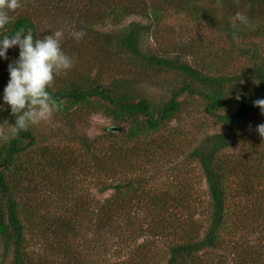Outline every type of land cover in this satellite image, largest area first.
Segmentation results:
<instances>
[{
	"label": "trees",
	"instance_id": "1",
	"mask_svg": "<svg viewBox=\"0 0 264 264\" xmlns=\"http://www.w3.org/2000/svg\"><path fill=\"white\" fill-rule=\"evenodd\" d=\"M197 1L162 0L148 6L141 0H134L130 5L125 4V0H21V6L14 12L25 11L10 13L12 20L0 29V39L20 30L31 31L34 39L42 38L48 33L39 28L36 14L60 6L70 7V17L76 23L74 31L84 34L108 21L119 25L132 15L141 16L150 24L133 23L118 36L112 33L102 36L95 30L87 35L95 34L103 41L115 39L116 47L113 48L109 41L105 53H114L113 49H117L118 55L131 54L130 58L140 65L135 74L120 69L105 79L91 76L89 72L83 76L67 72L55 77L48 89L62 104L57 112L65 119L68 131L73 133L71 140L81 147V161L85 166L100 168V174L108 176L111 184L101 193L110 189L114 193L98 204L102 214L95 216L89 211L92 207L89 201L75 202L71 207L65 204V215L40 213L36 207L42 202L32 208L29 206L39 199L40 189L32 184L22 191L21 182L30 181L35 175H40L45 182L56 175L57 178L65 176V161L61 156L68 152L55 156L48 148H43V154L54 157H45L44 166L34 170L32 166L36 164L27 153L38 152V139L45 138L36 126L14 135L15 118L10 106H6L4 125L11 129L0 132V242L3 245L0 264H161L158 252L163 253L165 264H213L212 256H216V264H224L229 250L234 264H264L262 246L244 250L232 245L239 230L246 235L249 230L254 234V226L249 223L251 217L257 222L262 217L260 226H264V196L256 180H251L257 170L264 171V150L257 159L249 144L250 135L259 141L256 129L264 124V113L254 106V101L264 99V0ZM237 12L247 13L251 25L236 22ZM171 18L188 19L182 28L190 35L199 31L208 35L199 33L193 37L192 44L181 45L174 54L170 52L167 56L143 53V32L155 26L158 40L159 31L165 26L161 24ZM260 18L263 23L258 24ZM212 37L215 39L209 40ZM71 45H74L72 41L64 42L62 49L74 60L77 52ZM16 55L19 56V49ZM236 58L247 64V68L233 67ZM146 67L157 69V74L170 71L183 77L182 84L172 88L169 100L154 104L139 91L147 82ZM100 74H104L102 70ZM186 93L204 102L202 111L206 113V122L195 126L197 134L186 130L181 117L183 102L180 97ZM93 110H101L117 123L128 120L130 127L118 126L119 132L109 128L107 133L99 135L83 133L85 128L89 129L87 115L83 113ZM174 121L177 126L169 127ZM212 124L222 131L206 136L191 153V158L202 170L209 196L208 225L200 234L199 222L193 219L196 214L186 217L185 221L170 214L171 210L184 207L174 202L181 198L180 186L171 185L169 190L158 188L156 182L160 173L149 174V170L135 165L144 156L161 157V153L164 156L175 139L189 137L192 140L204 135ZM173 129L175 133L169 132ZM163 130L168 131L167 136L160 134ZM234 148L238 152L231 151ZM91 161L93 166L89 165ZM140 169L144 171L142 175H129ZM115 174L122 175L124 180L117 183ZM23 193L25 204L21 200ZM116 208L134 215V222L125 223L124 215L119 220L114 214ZM139 212L145 216H137ZM88 213L95 217L87 223H94L96 228L84 226L85 220H78L81 216L87 218ZM115 226L118 228L114 229ZM255 227L256 236L261 237L264 244V227ZM106 229L109 238L106 235L105 239ZM92 231L101 236L102 241L106 240V245L98 244L97 239L90 241L86 236ZM34 234L39 241L43 239L44 250L40 254H35L31 246ZM144 236L146 240L138 242ZM159 243L163 248L155 246ZM108 248L115 250L111 258ZM215 251L217 255L213 254Z\"/></svg>",
	"mask_w": 264,
	"mask_h": 264
},
{
	"label": "rangeland",
	"instance_id": "2",
	"mask_svg": "<svg viewBox=\"0 0 264 264\" xmlns=\"http://www.w3.org/2000/svg\"><path fill=\"white\" fill-rule=\"evenodd\" d=\"M161 1L162 0H141L142 3H145V5L148 6ZM130 2H134V0H125V4L127 5H130ZM197 2H199V0ZM41 7L44 8L43 6ZM72 9L73 8H71V10ZM220 9L222 11L221 7ZM23 11H20V13ZM38 11L42 12L39 8ZM222 12L226 15L224 10ZM14 13L20 14L18 12ZM246 15L248 16L247 13ZM36 18L41 30H44L50 34L56 30L63 29L64 37L61 43L72 41L74 44L71 45V47L76 49L77 54L74 56L73 67L68 72H71L72 74L75 73L77 76H83L89 72L91 76H100L102 78L109 79L111 76L110 74L120 69L130 75L133 73L135 74L140 70V65L135 64L137 62L130 58L132 56L129 53L118 55L116 51L117 49H113L114 53H105L107 49V43L109 41L114 45L113 48L116 47L115 39L103 41L102 38H98L95 34L90 37L87 35H90V31L95 30L96 33L101 34L102 36L103 33H112L118 36L124 32L125 28H128L133 23H138L142 26L149 25L150 21H145V19L141 16L132 15L127 17L119 25H114L112 21H108L106 25H100L94 28L92 27L90 28L91 30L86 32L83 38L79 40V43H77L78 41L71 36V33L76 27V23L70 17V7L65 8V6H60L58 9L51 7L49 10H44L40 14L37 13ZM263 18L258 19V24L263 23L261 20ZM187 23L188 19L185 18L179 21L176 18H171L168 21L164 20L161 26H165L162 28L163 30H160L161 32L159 31L160 36L158 37V40L155 37V32L157 31L155 26L150 31L143 32V53L167 56L170 52L174 54L173 51L181 45L186 46L192 44L194 40L193 37H197L199 33H202L203 36L208 35L206 32L201 31H199L198 34L190 35V32L182 28V26H186ZM210 39L215 38L212 37L209 38V40ZM82 42H84V44H81ZM216 44L217 43L214 42V45ZM261 47L262 46H260V48ZM17 52L18 47L11 48L7 54L8 58L0 59V96H2L3 90L9 80V64L14 63L18 58L16 55ZM185 61L192 64L191 60L189 59H185ZM232 63H234L233 67L239 66V68L245 69L248 66L247 64L240 62L238 58H236ZM100 70H102L104 74H100ZM144 72L147 74L145 76L147 82L144 83L139 91L146 94L150 101H152L154 104H160L169 100L171 98L172 88L175 86H180L184 80L180 74L175 72L168 71L157 74V69L153 67H151V69L146 67ZM137 76L139 75H136L135 77ZM180 98V100L183 102V112L181 117L184 119L186 130L197 134L198 129L195 126L199 127V125L201 126L202 123L206 122V113L202 111L204 102L201 98H198L197 96H190L187 93L182 95ZM6 106L7 104L0 100V132H9L11 129L10 127L4 125L3 116ZM83 115L85 117L87 115L86 120L88 122H86L88 124L87 127H89V129L85 128L83 133H87L88 135L104 134L107 133L109 128H117L118 126L125 129L130 127V122L128 120L122 123H117L114 121L113 117L106 116L101 110H93L90 113L85 112ZM176 126V121L169 124V127L172 128H175ZM36 127L38 132L44 136L45 140L43 138L42 140H40V138L38 139V152L27 153V157H33V161L31 160V162L36 164L34 165L36 167L32 166V168L34 170L40 169L44 166L43 160L45 157H54L51 155L58 156L59 154H63V152L66 151L68 153L62 155L61 159H64L63 161H65V172L67 173L65 176H61L60 178H57L56 175L46 182L40 178V175H35L30 181L24 180L21 182L22 191L29 186L31 187L32 184L37 186L36 188L38 190L40 189V192L37 190L39 199H35L34 197L35 200L29 206L32 208L35 206V204L42 202L41 205L36 207L40 213H56L59 215H65V204L71 207L75 205V202L83 204L84 202L89 201V203L92 205V207L89 208V211H92L95 216L99 215V213L102 214V211L100 210L101 207H99L98 204H101L103 200L109 198L114 193V190L110 189L107 192L101 193L105 186L111 184L108 180V176L100 174L101 169L93 166V161H91V164H89L93 167L84 165L85 163L82 162L79 157L81 155V147L78 144H74V142L71 140L73 133L71 134V132L68 131L63 116L58 112H54L49 121L41 122V124L36 125ZM219 131H222V129L218 128L215 124H212L206 130V132H204V135H197L196 139L193 138L192 140L189 137L188 139L182 138V140L175 139L174 142L171 143L169 147H167V151L165 152L166 154L164 156L162 153L160 154L161 157L144 156L135 165L140 166V168L143 170H149V174L156 173V171H158V173H160L159 180L156 182V186H158V188L169 190L171 185L175 186L178 184L180 186L182 190L181 198L174 202L175 204H184V207L179 206L178 209L173 211L171 210L170 214L177 215L183 221H185V218L192 215L193 213L196 214L193 219L199 222L198 226L201 227V229L199 230L198 227V230L200 234L204 233L208 225L206 217L209 214L210 205L207 184L204 175L197 162L191 158V153L195 149L196 145H199L206 136L218 133ZM169 132L175 133L176 129L169 130ZM160 134L167 136L168 131L163 130L160 132ZM178 140L179 142H177ZM175 142L177 143L175 144ZM249 144L253 147V150L255 151L254 155L258 159L261 156V151L264 150V137L259 135V141H256L254 140L253 136L250 135ZM43 148H48V151L51 153V155L43 154ZM256 150L259 152H256ZM231 151L236 153L238 152V149L234 148ZM106 168L109 170V165ZM143 170L140 169L134 174L131 173L129 175H142L144 173ZM255 173L257 175L255 177L252 176L251 180H256L260 186L259 191L264 196V171L261 170L260 172L257 170ZM114 178L116 179L117 183H120L124 180L122 175L119 174H115ZM249 192L252 191L249 190ZM174 198H176V195H174ZM21 200L23 201V204H25L26 195L24 193L21 195ZM93 213H88L87 218L81 216L78 218V220H85L84 226H92L93 228H96L94 227V223L91 225H89L90 223H87L95 217ZM114 214L117 215L119 220H122V216L124 215L126 221L125 223L134 222V215L128 213L127 211H122L120 208H116ZM136 215L145 216L140 214V212ZM250 219L251 220L249 223L254 226V229L252 228L254 230V234H252L253 232L249 230L246 235L245 232L239 230L237 236L232 239V245H237L238 247H241L240 249L244 248V250H247L249 247L253 248V246H262L264 248L263 239L256 236L255 231L256 225H259L260 228L264 227L260 226L261 223H263V218H259L258 222L255 220V218L251 217ZM94 221L96 222V220ZM122 226L123 225H121V227ZM130 226H134V224H130ZM116 228L118 227L115 226L114 229ZM183 228L186 229V227ZM122 231H124V228H122ZM106 235L109 238L108 229H106V231L103 233V237L105 239ZM86 237L92 242L97 239L99 240L98 244L106 245V240L102 241L101 236L95 235L93 231L89 232ZM39 240L40 239H38V236L36 235L35 240H31V246L35 254H40L42 253V250H44L43 245H41L43 239L41 241ZM144 240H146V236L141 238L138 242H143ZM155 246L163 248L161 243L155 244ZM2 247L3 245L0 242V256H2ZM121 248H123V245ZM108 252H110L108 257L111 258L115 253V250L108 248ZM213 254L217 255L218 251H215ZM227 256V260L226 258L224 259L226 262L223 261V263L234 264L232 261L233 256L232 254L230 255V250L228 251ZM212 257V260L215 259V261L212 263L216 264V256ZM157 258L161 264H165L163 253L160 255V252H158ZM209 259H211V257H209Z\"/></svg>",
	"mask_w": 264,
	"mask_h": 264
},
{
	"label": "clouds",
	"instance_id": "3",
	"mask_svg": "<svg viewBox=\"0 0 264 264\" xmlns=\"http://www.w3.org/2000/svg\"><path fill=\"white\" fill-rule=\"evenodd\" d=\"M20 6L21 0H0V29L11 22L10 13ZM234 19L241 25H251L250 18L243 13L237 12ZM71 36L79 41L84 32L73 31ZM63 37V29L37 39L31 31L20 30L0 39V59L8 58L9 49H19L18 58L9 64V80L0 96V100L10 106L15 118L14 135L49 121L54 112L62 109V104L50 95L48 89L55 77L66 74L73 67V59L62 49ZM233 38L237 37L234 35ZM254 106L264 113V99L254 101ZM256 130L264 137V124L258 125Z\"/></svg>",
	"mask_w": 264,
	"mask_h": 264
},
{
	"label": "water",
	"instance_id": "4",
	"mask_svg": "<svg viewBox=\"0 0 264 264\" xmlns=\"http://www.w3.org/2000/svg\"><path fill=\"white\" fill-rule=\"evenodd\" d=\"M111 131H112V132H119L120 129H118V128H111Z\"/></svg>",
	"mask_w": 264,
	"mask_h": 264
}]
</instances>
